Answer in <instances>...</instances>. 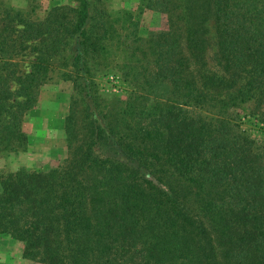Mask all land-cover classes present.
<instances>
[{
  "label": "trees",
  "instance_id": "16d2710c",
  "mask_svg": "<svg viewBox=\"0 0 264 264\" xmlns=\"http://www.w3.org/2000/svg\"><path fill=\"white\" fill-rule=\"evenodd\" d=\"M100 1L43 17L0 3V150L26 145L22 117L55 57L83 100L61 164L0 174V234L36 264H264V137L241 126L264 123V0H183L169 19L184 46L178 26L135 36L147 59L109 109L91 68L113 30ZM210 17L228 74L207 62Z\"/></svg>",
  "mask_w": 264,
  "mask_h": 264
},
{
  "label": "rangeland",
  "instance_id": "374dc122",
  "mask_svg": "<svg viewBox=\"0 0 264 264\" xmlns=\"http://www.w3.org/2000/svg\"><path fill=\"white\" fill-rule=\"evenodd\" d=\"M77 2L78 0H0L2 4L31 12L37 17H43L54 5L63 6L67 10ZM183 2L178 0L170 11L158 5L154 9L148 8L144 6L146 0L100 1L110 15L113 30L107 38L105 51L93 58L91 68L96 88L107 109L120 104L126 98L131 83H134L132 76L126 72H132L136 68L132 65H138L147 59L143 54L145 41H133L135 36L149 38L160 30L166 31L170 26L177 29L178 26L181 32L180 43L184 46L181 28V24L184 26L183 21L178 20L177 15L171 18L174 22L171 23L169 19L172 12L176 14L181 10ZM205 26V34L208 36L205 50L208 65L227 73L215 42L213 18L210 17ZM31 54L27 49L17 56L19 70L28 69L27 60ZM55 58L57 59L53 61L48 78L39 88L35 104L22 117L21 126L27 134L26 145L16 150H0V174L20 168L48 169L61 164L69 154L64 129L65 117L71 110H75L76 120L81 123L83 100L79 85L65 73L70 66L63 64L64 56ZM234 78L236 81L240 80ZM241 126L252 136L264 137V123L254 124V118L248 120L245 117ZM21 249V242L9 235L0 234V264H36L33 260L24 258Z\"/></svg>",
  "mask_w": 264,
  "mask_h": 264
}]
</instances>
